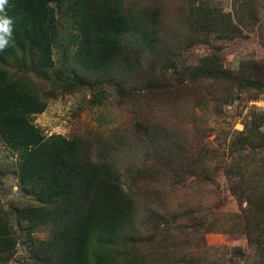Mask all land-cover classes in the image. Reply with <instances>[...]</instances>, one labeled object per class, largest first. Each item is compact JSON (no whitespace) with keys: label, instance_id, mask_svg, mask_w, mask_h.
<instances>
[{"label":"trees","instance_id":"1","mask_svg":"<svg viewBox=\"0 0 264 264\" xmlns=\"http://www.w3.org/2000/svg\"><path fill=\"white\" fill-rule=\"evenodd\" d=\"M142 1L8 0L13 23L0 50V143L17 165L0 164V184L12 175L28 201L6 207L0 200V264H204L205 257L225 264L232 254L207 244L213 231L199 207L157 199L144 205L137 191L149 183L199 191L220 173L241 205L220 232L244 236L259 253L244 254L246 264H264V107L240 109L242 130H208L197 126V112L189 117L184 109L179 127L168 125L180 103L222 117L229 106L264 100V63L248 57L234 66L219 53L221 42L260 23L264 0H235L230 10L215 0ZM200 45L209 51L195 54ZM77 92L92 107L131 113L146 148L141 165L120 161L121 135L68 138L36 123L51 101ZM233 251L240 258L241 248Z\"/></svg>","mask_w":264,"mask_h":264},{"label":"rangeland","instance_id":"2","mask_svg":"<svg viewBox=\"0 0 264 264\" xmlns=\"http://www.w3.org/2000/svg\"><path fill=\"white\" fill-rule=\"evenodd\" d=\"M131 0H126L130 3ZM150 0H143L142 3L146 4ZM179 3L186 2L187 0H178ZM165 2L173 5L175 0H165ZM219 5L225 6L230 10L235 0H215ZM152 3V1H151ZM163 3V2H162ZM178 5V3L173 6ZM70 31L61 35L58 39V44L55 46L54 58L58 59L62 52L65 51V46L68 44L67 39ZM209 48L204 45L197 46L194 49L195 54H203L208 52ZM223 59L231 61L234 66L238 65L239 61L244 58L253 57L258 61L264 63V18L259 24H256L252 31H249L241 38L234 41L221 42V49L219 51ZM246 97V93L241 94V98ZM240 98V99H241ZM258 108L264 107V100L251 99L244 108L243 104H234L227 107L226 114L222 117L213 115L205 105H198L196 108H189L187 103H180L177 110L170 116L172 123L169 126L179 127V117H183V109L189 117L198 114L197 126H203L210 130L220 125H233V128L242 130L244 124L241 115H239L242 108L243 114L251 106ZM244 108V109H243ZM161 117L162 114H161ZM225 117V118H224ZM166 119V117H165ZM36 123L42 126L47 134L61 133L68 138L75 135H89L90 133H100L104 138H112L115 135H121L123 145L120 152V161L125 166H139L143 163L146 156V148L143 141L135 135L133 128V119L131 113L125 109H117L115 106L108 104L106 106L92 107L88 104L87 98L83 93H70L55 101H51L47 110L36 116ZM174 123V124H173ZM173 124V125H172ZM181 126V125H180ZM186 126V125H185ZM187 128L190 127L188 124ZM207 130V132H208ZM146 160V159H145ZM228 161L229 158H227ZM215 162V161H214ZM213 163V161H211ZM0 164L3 168L12 170L17 165L16 154H12L11 150L4 144L0 143ZM3 183L0 184V200L6 207L11 206V202H18V204H25L28 200L21 195L18 181L12 175L1 177ZM190 181L192 178H189ZM215 183H205L200 187V190L192 188V185H170L169 188L162 183H149L148 186H140L137 191L145 198L144 205L148 202L150 204L155 199L157 203L167 207L177 208L181 202H188L189 207H199V209L208 215V232L206 234V241L209 245H225L229 248L232 255L228 256L225 264H246L244 254L252 253L255 258H259V253L253 250L248 244L244 236H231L220 232L222 221L229 216H232L236 211H240V203L233 196L229 189V181L220 173L216 176ZM225 180V183L217 186V183ZM159 192L157 198L154 196ZM151 195V196H148ZM193 195V198L192 196ZM217 231V232H215ZM215 232V233H214ZM40 237H45L46 232L39 231L37 233ZM193 247V246H192ZM239 247L242 253L239 257L234 254L233 248ZM197 247H193V254L196 253ZM232 260V261H229ZM204 264H209L208 258H204Z\"/></svg>","mask_w":264,"mask_h":264},{"label":"clouds","instance_id":"3","mask_svg":"<svg viewBox=\"0 0 264 264\" xmlns=\"http://www.w3.org/2000/svg\"><path fill=\"white\" fill-rule=\"evenodd\" d=\"M8 0H0V50L10 43L12 37V19L6 14Z\"/></svg>","mask_w":264,"mask_h":264}]
</instances>
